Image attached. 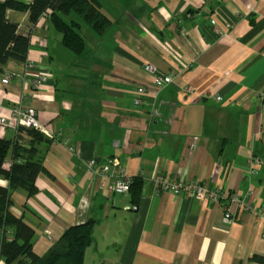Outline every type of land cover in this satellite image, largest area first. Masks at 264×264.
<instances>
[{
  "label": "crops",
  "instance_id": "crops-1",
  "mask_svg": "<svg viewBox=\"0 0 264 264\" xmlns=\"http://www.w3.org/2000/svg\"><path fill=\"white\" fill-rule=\"evenodd\" d=\"M99 2L111 25L98 35L77 20L81 54L62 46L48 18L31 29L26 12L7 11L29 34L34 67L1 66L0 138L15 142L10 110L19 100L44 128L37 192L14 191L10 207L34 231L33 252L90 221L84 264H264L253 259H264V222L228 199H247L251 188L264 208V0ZM147 62L172 83L155 88ZM41 70L47 79L35 88ZM138 88L145 95L134 105ZM253 156L262 164L250 178ZM119 175L136 179L135 190L110 193ZM154 176L200 182L223 200L157 193Z\"/></svg>",
  "mask_w": 264,
  "mask_h": 264
},
{
  "label": "trees",
  "instance_id": "trees-1",
  "mask_svg": "<svg viewBox=\"0 0 264 264\" xmlns=\"http://www.w3.org/2000/svg\"><path fill=\"white\" fill-rule=\"evenodd\" d=\"M27 1V5L20 0L0 1V71L9 59L25 62L30 41L29 34H20L18 25L7 19L8 10L26 12L31 29L40 18H48L61 35L62 46L74 54L82 53L85 42L79 32L80 24L73 17L89 25L98 35L111 25L99 0ZM17 130L14 143L0 138V258L5 264H84V250L92 242V222L67 229L44 255L38 256L32 250L34 231L24 222L23 216L10 213L13 192L22 190L27 198L33 196L37 192L36 178L43 172L37 145L45 140L44 136L34 129L19 127ZM10 159L21 162L9 166ZM132 180L129 191L137 186L136 179ZM253 259L264 263L260 257Z\"/></svg>",
  "mask_w": 264,
  "mask_h": 264
},
{
  "label": "built area",
  "instance_id": "built-area-1",
  "mask_svg": "<svg viewBox=\"0 0 264 264\" xmlns=\"http://www.w3.org/2000/svg\"><path fill=\"white\" fill-rule=\"evenodd\" d=\"M24 68L33 69L34 64L31 62H23ZM144 72L151 79V83L157 89H162L172 83L173 77L170 75H159L155 69V67L151 63H145L143 66ZM14 75L4 76V81L8 82L10 79L14 78ZM20 81L26 79V76L17 78ZM47 79V71L41 70L39 73L34 76L30 82L33 84L35 88L41 86ZM145 95V90L143 88H138L136 90L135 98L133 99V104L138 105L141 103L143 96ZM215 99L217 101L220 100V97L216 95ZM10 116L15 122V133H18V128H26V129H34L37 132H43V126L38 122L36 117V109L33 105L29 103H25L22 100L15 102L10 110ZM0 123L6 125L7 121L5 118H0ZM25 138H27L25 136ZM21 162L20 160L10 159L8 162L9 166L11 163ZM261 161L257 157H250L247 161V176L252 178L256 175L257 171L261 167ZM95 161L91 160L88 164V169L92 170L94 168ZM107 166L102 168L103 172L107 171ZM154 183V187L156 192L164 191L169 192L172 195H182L187 194L194 198L198 199H207L209 202L213 204H219L223 200L222 193L217 189H207L200 182H184V181H175V180H166L160 176H154L152 179ZM132 184V179L125 177L124 175L115 176L114 181L111 183L109 187V192L114 194H124L128 193ZM253 191L250 188L247 199H243L238 197L237 195L231 196L229 199L230 202L236 203L237 207L240 208L245 213L249 214L253 219L264 222V208L258 206L256 207L253 203ZM224 219L227 222L232 221V217L229 213V210H226L224 214Z\"/></svg>",
  "mask_w": 264,
  "mask_h": 264
},
{
  "label": "water",
  "instance_id": "water-1",
  "mask_svg": "<svg viewBox=\"0 0 264 264\" xmlns=\"http://www.w3.org/2000/svg\"><path fill=\"white\" fill-rule=\"evenodd\" d=\"M20 3H22L24 5H27L28 4V1L27 0H20Z\"/></svg>",
  "mask_w": 264,
  "mask_h": 264
},
{
  "label": "bare ground",
  "instance_id": "bare-ground-1",
  "mask_svg": "<svg viewBox=\"0 0 264 264\" xmlns=\"http://www.w3.org/2000/svg\"><path fill=\"white\" fill-rule=\"evenodd\" d=\"M235 204H236V203H235ZM226 210H229V209H228V208H226V209H225V212H226ZM224 214H225V213H224Z\"/></svg>",
  "mask_w": 264,
  "mask_h": 264
},
{
  "label": "rangeland",
  "instance_id": "rangeland-1",
  "mask_svg": "<svg viewBox=\"0 0 264 264\" xmlns=\"http://www.w3.org/2000/svg\"><path fill=\"white\" fill-rule=\"evenodd\" d=\"M75 19L79 20L78 18L75 17Z\"/></svg>",
  "mask_w": 264,
  "mask_h": 264
}]
</instances>
